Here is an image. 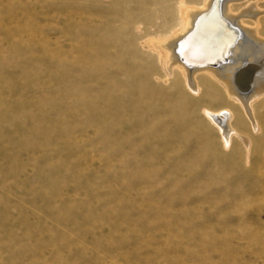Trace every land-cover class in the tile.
<instances>
[{"label": "rangeland", "instance_id": "obj_1", "mask_svg": "<svg viewBox=\"0 0 264 264\" xmlns=\"http://www.w3.org/2000/svg\"><path fill=\"white\" fill-rule=\"evenodd\" d=\"M108 1L0 0V264H264V171H252L264 134L250 135L236 112L255 152L245 162L236 137L226 151L202 112L224 103L209 106L217 92L202 87L186 113L187 143L165 156L142 142L139 132L156 130L124 114L132 93L110 98L114 108L102 95L109 81L92 80L96 34L115 26L97 32ZM125 23L131 50L148 51ZM174 92L188 100L179 82Z\"/></svg>", "mask_w": 264, "mask_h": 264}, {"label": "bare ground", "instance_id": "obj_2", "mask_svg": "<svg viewBox=\"0 0 264 264\" xmlns=\"http://www.w3.org/2000/svg\"><path fill=\"white\" fill-rule=\"evenodd\" d=\"M175 1L177 5H167L161 0L106 2L103 15L96 14V21L103 26L97 32L109 29L112 22L115 26L113 31L96 34L98 46L93 56L92 80L99 77L109 81L102 95L108 97L106 104L114 108L118 105L114 104V95H121L126 89L132 93L134 100L123 104L124 114L134 111L141 127L156 130L153 135L139 132L141 141L148 139L157 144L165 150V156L174 154L175 144L184 145L190 140L193 128L185 118L190 103L205 92L204 88H214L217 96L208 101L209 106L224 103L223 108H203L204 117L219 134L226 151L235 137L240 139L245 162L249 163L255 152L250 150L251 140L244 138L234 124L236 112L241 113L250 125V135L258 131L264 134V0ZM114 2L120 8L118 16ZM126 5L141 12L128 16ZM126 20L132 23L129 31L138 40V46L147 44L148 51L140 47L137 53L131 50ZM0 33L8 38L5 32L0 30ZM139 33L143 34L138 36ZM143 56L149 60H143ZM150 66L154 69H149ZM3 68L10 77L16 74L7 62ZM147 73H152L151 84ZM175 82L186 93L185 103H180L179 93L174 92ZM11 90L16 91L13 86ZM4 93L0 88V96ZM162 107L165 109L161 110ZM171 128H180L181 134L175 136ZM163 139L166 143L161 142ZM196 154L204 157L208 152L198 148ZM257 168L264 171V158L252 171Z\"/></svg>", "mask_w": 264, "mask_h": 264}]
</instances>
